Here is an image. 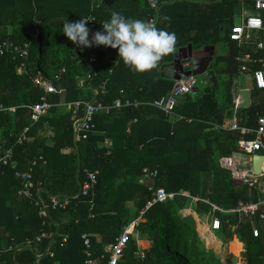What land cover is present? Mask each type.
<instances>
[{"label": "trees", "instance_id": "trees-1", "mask_svg": "<svg viewBox=\"0 0 264 264\" xmlns=\"http://www.w3.org/2000/svg\"><path fill=\"white\" fill-rule=\"evenodd\" d=\"M238 2L0 0V47L5 42L30 47L28 55L12 48L0 53V108L16 107L14 112L0 110V158L8 149L13 152L7 164L0 162V264H87L84 234L90 238L93 259L106 264L105 246L140 216L138 234H131L119 264L139 263L135 238L143 234L154 242L146 252L147 264H223L220 255L201 240L193 216L182 217L179 209L191 200L187 193L200 199L199 212H209L211 203L231 210L240 200L249 199L247 187L235 185L231 171L224 167L231 163L238 139L249 138L224 128L235 112L238 48L230 32ZM112 11L167 26L176 33L177 51L189 44L202 49L226 43L228 51L218 54L215 62L223 95L208 84L201 93L183 96L175 115H166L152 102L166 96L174 85L170 63L175 53L143 73L131 71L118 57V49L109 47L99 51L97 62L85 61L87 48L77 47L63 34V21L92 16L105 21ZM164 16L170 21H164ZM23 63H27L26 71ZM38 70L65 91L47 94L52 107L33 121L29 106L46 95L33 82ZM82 78H86L84 87L79 84ZM93 89H99L97 100L105 104L121 98L144 105L97 114L91 129L76 141V117L66 103L93 99ZM252 90V105L237 112L242 126L257 127L264 114V89L252 85ZM26 127L28 139L19 143ZM106 139L111 141L109 146L104 144ZM34 159L39 161L32 166L33 180L37 188H45L42 196L48 203L50 195L70 197L66 208L49 207L42 216L33 200L19 193L22 179L17 172L28 169ZM146 168L157 175L144 173ZM87 171L97 172V182L87 194L74 198ZM159 189L175 196L147 208ZM218 216L222 221L218 234L225 242L238 235L245 263L264 264V229L254 237L251 219H240L232 212ZM232 225L237 228L233 230ZM65 236L67 241L61 245ZM48 248L53 255L46 253Z\"/></svg>", "mask_w": 264, "mask_h": 264}, {"label": "built area", "instance_id": "built-area-1", "mask_svg": "<svg viewBox=\"0 0 264 264\" xmlns=\"http://www.w3.org/2000/svg\"><path fill=\"white\" fill-rule=\"evenodd\" d=\"M241 4V23L239 25L234 24L231 28L230 39L237 43V54L235 60L238 63V79H235V82L242 88L243 86V77L244 75H250L252 80V85L258 89H264V17L249 15V9L255 10H264V0H239ZM248 5V6H247ZM87 26L90 29V38L92 33L102 30V20H98L96 17H86ZM154 22V19H151ZM13 49L15 52H21L24 55L29 54V46L26 45L24 48L19 46L13 47V43H4V47H0V53L10 52ZM112 49L111 47H109ZM108 49L105 46H93L87 48V54L83 56L85 61H88L90 64L97 62L98 53L100 50ZM257 65H260L255 69ZM22 68L27 70V63L22 64ZM66 69H63L65 71ZM88 77V75H87ZM86 77V78H87ZM86 78L79 80L81 87L85 86ZM33 82L35 86L43 89L46 93L42 97V102L35 105L29 106L31 109V118L33 121H38L42 114L52 107V103L48 101L47 94L50 93H64L63 88H59L51 79L44 77L40 70L34 75ZM198 78L194 75L182 76L180 79L175 80L174 85L170 92L162 97L159 100L152 102V105L163 110L166 115H175L174 110L178 105L181 98L187 94L195 93L197 88ZM103 84L101 86L102 91H104ZM94 98L88 101L78 100L73 103H66V107L73 112L74 117H76V122L74 125L75 131V140L78 141L82 137V133L87 132L91 129V125L95 119V116L99 113L111 114L114 109H121L127 106L139 107L144 105L138 100H122L117 98L111 104H105L102 101L97 100V95L99 89H93ZM240 103V96L238 95L234 101V116L229 121L230 123L225 126L227 130L230 131H239L249 136V138L241 137L237 142V149L232 157L231 163L224 164V167L231 171V176L233 179H243L244 185L247 187L248 192L251 195H255V198L249 200H240L238 204L231 210H226L217 204L211 203L210 209V225L209 230L219 231L222 225V221L218 213H228L232 212L237 214L241 219L244 217L252 220V233L254 237H259L261 235V230L264 229V161L261 165V172L256 173L254 170V156L257 154L264 155V114L260 116L259 123L257 127L251 126H242L239 124L238 120V109ZM0 110H9L14 112L16 107H3L1 106ZM82 112V115L78 118L77 115ZM191 121V119H188ZM132 122H138V119L135 118ZM28 127L24 129V132L19 137V143H23L28 139L27 131ZM131 127L127 128V131H130ZM13 152L11 149H8L6 153L0 158V162L5 165L12 158ZM43 159L40 157V160ZM38 159H34L31 163V166L22 171H18L17 175L22 179V188L19 191L20 194L25 195L28 198H31L35 205L39 207L40 215L45 216L48 213L49 207L52 208H66L70 203V197L61 196V195H50V202L48 203L42 196V192L45 191L44 187L37 188L36 183L33 178V167L38 163ZM33 166V167H32ZM13 167H16L15 163ZM149 169H144V173L149 174ZM97 172L87 171V178L82 183L81 191L78 195H75L74 198L78 197L81 193L87 194L90 190L93 189L94 185L97 182ZM149 175H157V172L150 173ZM36 191L37 197L34 195ZM184 194V193H182ZM175 196L174 193L167 192L164 189H159L154 192V197L151 201L148 202L147 208L153 205L158 201H165L167 198L173 199ZM196 202L200 199L198 197H193L190 194H187ZM91 206H95V202L91 200ZM143 209L141 214H144ZM141 216L132 221L127 227L124 228V232L115 239V241L107 244L105 246V251L109 254V259L106 264H119L120 259L124 256L125 250L130 241L131 234L134 233L135 228L140 225ZM67 237L63 238L61 245H64L67 241ZM85 243L87 248L85 249L87 255V264H97L98 261H95L90 250L91 241L87 234H84ZM40 240V238H38ZM46 253L52 252L47 249ZM138 257L139 264H146L144 260L146 259L147 253L145 250L140 249L135 253ZM38 257L41 254H37Z\"/></svg>", "mask_w": 264, "mask_h": 264}, {"label": "clouds", "instance_id": "clouds-1", "mask_svg": "<svg viewBox=\"0 0 264 264\" xmlns=\"http://www.w3.org/2000/svg\"><path fill=\"white\" fill-rule=\"evenodd\" d=\"M164 21L170 17L164 16ZM88 19L63 21V34L81 49L105 46L118 49V57L133 72H149L159 66L165 56L176 53L177 36L167 26L158 27L151 20L126 17L112 11L110 17L101 22L102 30L92 33ZM139 262V261H138Z\"/></svg>", "mask_w": 264, "mask_h": 264}, {"label": "crops", "instance_id": "crops-1", "mask_svg": "<svg viewBox=\"0 0 264 264\" xmlns=\"http://www.w3.org/2000/svg\"><path fill=\"white\" fill-rule=\"evenodd\" d=\"M209 46H214L215 48L212 49L210 47L209 50H205V47H207V46H205L202 49H195V50L205 51V52L209 51V54L211 52H213V69L216 72V69H215L216 56L218 54H220V55L225 54L228 51V48L226 46V43L218 45V46H215V45H209ZM182 48H180V49H182ZM222 48H223V50H222ZM220 49H221V51H220ZM236 77H238V76H235V79H238ZM242 77H243V86L242 87L252 89L251 76L250 75H244ZM235 84H236V86L234 88V94H235V99H236L238 95L240 96V91L244 88L241 89V87L236 82H235ZM196 91H198V90L196 89ZM196 91H195V93H196ZM252 102H253V97H252ZM229 121L225 122V126H227L230 123ZM225 126H224V128H226ZM50 144H51V142H50ZM104 144H107L109 146L111 144V141L109 139H106ZM120 181H121V179H118V183H120ZM237 186H240V185H237ZM241 186H245V185H241ZM247 195L249 196V199L255 198V195H251L250 192H247ZM185 196H187V195H185ZM190 199L191 200H189V201H185L184 205L180 206L179 214H181L182 217L193 216V218L196 221V229L199 233L201 240L204 242L205 246L208 249H213L218 255H220L223 264H232L233 263V261H232L233 256L239 257V261L235 262L234 264H238V263L246 264L245 260L243 259V255H242L243 251H244L243 244L239 240L238 235L234 234L233 237L228 242H225L223 240V237L220 234H218V231H212V230L208 229V227L210 225V219H211V215L209 214L210 211L209 212H199L197 210L198 202H196L192 198H190ZM132 221H134V220H132ZM236 228H237L236 225H232L233 230H235ZM136 229L137 228H135V230ZM134 233L138 234L137 231H134ZM209 238H212V239H209ZM208 239H209V241H208ZM135 242L137 244L138 250L143 249L146 252L153 247V243H154L153 240L149 239L146 234L145 235L144 234L139 235V236L137 235V237L135 238ZM235 248H238V253H235L232 251V250H235ZM228 262H230V263H228ZM152 263L153 262L151 261L150 264H152ZM136 264H139V263H136ZM146 264H147V261H146Z\"/></svg>", "mask_w": 264, "mask_h": 264}, {"label": "water", "instance_id": "water-1", "mask_svg": "<svg viewBox=\"0 0 264 264\" xmlns=\"http://www.w3.org/2000/svg\"><path fill=\"white\" fill-rule=\"evenodd\" d=\"M251 0H248L250 2ZM241 4L238 3L235 7L234 24L239 25L241 23ZM249 15L264 17V10L249 9ZM214 49V46H207L205 50L209 48ZM171 71H173L172 78L174 80L180 79L182 76L194 75L197 78L205 75L211 87L216 90L219 88V80L215 70L213 69V52L209 54V51H197L192 44H189L182 49H179L174 54V60L170 63ZM197 89V88H196ZM253 91L250 88H244L240 91V103L239 108L245 109L252 105ZM264 161V155L257 154L254 156V170L256 173L261 172V165ZM235 185H244L243 179H234ZM233 263L239 261V257L233 256ZM230 263V262H228Z\"/></svg>", "mask_w": 264, "mask_h": 264}, {"label": "rangeland", "instance_id": "rangeland-1", "mask_svg": "<svg viewBox=\"0 0 264 264\" xmlns=\"http://www.w3.org/2000/svg\"><path fill=\"white\" fill-rule=\"evenodd\" d=\"M38 49H39V42L37 41V43H36V52L38 51ZM222 50H223V48H222ZM220 51H221V49H220ZM220 83L221 84H220V88L218 89V95L222 96L223 89H224V84H223V81H221ZM208 84H209V82H208L207 77L205 75L199 76L198 77V83H197L198 92L201 93L202 91H204L207 88ZM232 251L235 252V253H238V248H235V250H232ZM173 252H174V250H172V253ZM238 264H241V263H238Z\"/></svg>", "mask_w": 264, "mask_h": 264}, {"label": "bare ground", "instance_id": "bare-ground-1", "mask_svg": "<svg viewBox=\"0 0 264 264\" xmlns=\"http://www.w3.org/2000/svg\"><path fill=\"white\" fill-rule=\"evenodd\" d=\"M209 239H212V238H209ZM209 239H208V241H209Z\"/></svg>", "mask_w": 264, "mask_h": 264}]
</instances>
